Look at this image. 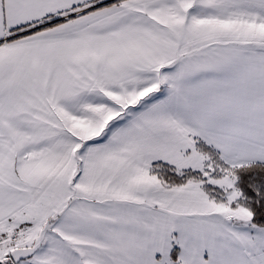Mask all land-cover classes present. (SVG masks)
<instances>
[{"label": "snow or ice", "instance_id": "obj_1", "mask_svg": "<svg viewBox=\"0 0 264 264\" xmlns=\"http://www.w3.org/2000/svg\"><path fill=\"white\" fill-rule=\"evenodd\" d=\"M0 264H264V0H0Z\"/></svg>", "mask_w": 264, "mask_h": 264}]
</instances>
